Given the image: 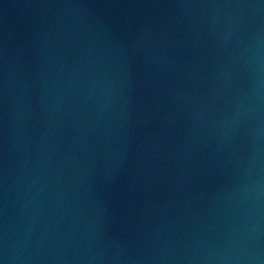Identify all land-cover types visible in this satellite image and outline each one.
Wrapping results in <instances>:
<instances>
[{"label": "water", "instance_id": "1", "mask_svg": "<svg viewBox=\"0 0 264 264\" xmlns=\"http://www.w3.org/2000/svg\"><path fill=\"white\" fill-rule=\"evenodd\" d=\"M0 264H264V0H0Z\"/></svg>", "mask_w": 264, "mask_h": 264}]
</instances>
